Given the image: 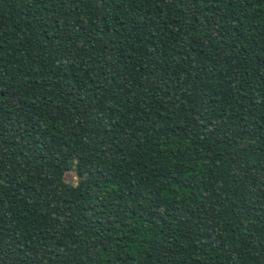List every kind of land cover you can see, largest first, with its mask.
Returning a JSON list of instances; mask_svg holds the SVG:
<instances>
[{"label": "trees", "instance_id": "trees-1", "mask_svg": "<svg viewBox=\"0 0 264 264\" xmlns=\"http://www.w3.org/2000/svg\"><path fill=\"white\" fill-rule=\"evenodd\" d=\"M0 264H264V0H0Z\"/></svg>", "mask_w": 264, "mask_h": 264}, {"label": "rangeland", "instance_id": "rangeland-1", "mask_svg": "<svg viewBox=\"0 0 264 264\" xmlns=\"http://www.w3.org/2000/svg\"><path fill=\"white\" fill-rule=\"evenodd\" d=\"M65 179L68 183L76 185L78 182V174L70 172L66 175Z\"/></svg>", "mask_w": 264, "mask_h": 264}]
</instances>
